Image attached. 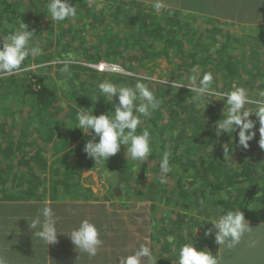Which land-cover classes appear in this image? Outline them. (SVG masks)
<instances>
[{
	"label": "rangeland",
	"instance_id": "374dc122",
	"mask_svg": "<svg viewBox=\"0 0 264 264\" xmlns=\"http://www.w3.org/2000/svg\"><path fill=\"white\" fill-rule=\"evenodd\" d=\"M13 1L23 12L17 24L23 22L30 31L34 30L33 42L39 44L41 52L29 56L17 73L0 76V85H5L10 92L8 97L6 93L1 95L0 86V128L6 130H0V145L4 148L12 141L16 150L14 153L0 152V199H18L25 195L28 200L82 199L75 197L80 196L77 190L81 187V195L86 194L87 198H92L90 200L119 197L125 201L131 197L137 203H144L143 208L149 212L152 219L149 230L157 236L156 243L153 241L155 245L160 243L158 248L163 254L161 264H177L179 247L189 241L196 243L199 250L214 249L211 244L215 242L211 238L214 234L205 236V233L212 227V220L226 211L218 213L221 206L216 202L206 206L218 192L204 190L203 195L201 192L190 196L195 184L188 179L185 185H189V196L183 199L178 185L179 167L174 163L179 157L186 164L192 163L193 157L202 167L216 162L217 168L220 165L225 170L224 178L253 162L259 170V181L247 184L243 189L250 187L251 196L262 197L259 204H256L257 199L254 203L256 213L264 215V149L259 145V123L255 128L256 137L249 142L250 147L247 150L241 148L237 135L227 159L222 145L229 143L232 137L224 134L217 138L213 130L222 116L223 102L217 100L219 97L208 96L206 103L209 104L204 110L194 99L195 93L186 85L180 87L188 84L190 77L199 79L210 72L217 91L227 92L235 85L246 88L250 95H258L264 90V25H261L264 21L244 25L242 21L237 22L236 14L221 20L223 18L171 10L167 6L156 13L152 4L135 0H70L77 5V15L54 22L47 16L48 0ZM142 13L159 21L158 25L165 28L162 31L164 38L152 35L150 39L155 40L150 45L137 43V49L124 44L119 61H107L104 57L111 55L104 56L107 48L98 52V46L93 44L95 40L87 39L101 31L110 32L112 28L119 37L129 38L132 29H138L136 24L132 28L131 20ZM4 17L0 19V25L13 29L15 26L3 22ZM151 18L146 22L155 24ZM84 24L86 31L82 32ZM173 39H181L182 43L177 44ZM85 41H89L91 52L79 54L80 57L78 52ZM146 51L157 54L153 62L144 58ZM98 58L100 60L96 61ZM130 60L133 66L126 65ZM65 67L67 71H64ZM39 76L45 77L57 94L56 101L44 110L35 109L30 96L26 95L30 85L38 83ZM142 78L150 80L149 88L161 100L159 108L151 117L142 119L140 127H153L156 132L152 138L158 140L159 153H170L172 170L166 178L168 182L163 184L159 182L163 175L159 167L162 154H151L142 164L128 162L126 146L122 145L120 152L97 164L83 150L90 136L75 128L77 112L93 109L96 101L95 107L101 109L98 111L102 114L114 111L111 102L99 92L100 83L110 81L119 86L127 85L132 79L146 85ZM22 94L25 95L23 99ZM95 114L100 115L97 111ZM23 178L29 182L24 184L21 194L19 186ZM235 193L236 190L230 193V189H224L220 195L232 200L229 209L241 210ZM171 197L183 206L188 198L189 205H193V201L198 204L193 208H183L180 203L177 206L165 204ZM131 204L130 208L136 206V203ZM208 211L210 215H204ZM190 214L199 217L195 219ZM169 237L173 238L172 242ZM255 252L258 254L260 250Z\"/></svg>",
	"mask_w": 264,
	"mask_h": 264
},
{
	"label": "clouds",
	"instance_id": "9594fccd",
	"mask_svg": "<svg viewBox=\"0 0 264 264\" xmlns=\"http://www.w3.org/2000/svg\"><path fill=\"white\" fill-rule=\"evenodd\" d=\"M47 16L54 22L65 21L73 18L78 13L77 5L70 0H48L46 5ZM165 5L163 0H152V8L159 13ZM34 30L30 31L28 25L19 23L15 31L0 38V76L13 75L21 70L29 56L40 54L41 48L33 42ZM64 71H67L65 67ZM187 86L190 92L195 93L194 99L198 106L205 110L208 96H216L224 104L221 118L214 124L213 130L217 138L228 134L232 137L229 143L222 145L225 157L231 153V145L237 141L238 145L247 150L249 142L256 137V124L259 123V145L264 149V90L253 96L242 86H233L227 92L217 91L213 86V76L204 73L197 79L189 78ZM99 92L111 102L114 111L94 114L93 109L79 111L76 114V127L80 128L87 140L84 152L97 164L106 162L110 157L126 146L125 156L127 161L144 163L153 151L151 133L147 128L138 131L142 119L151 117L152 113L160 106V101L153 91L144 83L137 81L134 86L121 84L117 86L110 81L99 84ZM117 98V99H114ZM204 112V111H203ZM255 116L256 119H252ZM98 137V139H97ZM170 153L164 151L161 156L159 177L160 183H167V176L172 170ZM34 236L42 241L48 248L49 245L58 243L61 233L68 236L79 253H86L89 257L97 255L103 241L98 227L89 219H83L79 225L69 233L58 230V222L53 209L47 204L42 207L38 215L28 221ZM211 228L205 236L214 234L215 243L220 248L232 249L238 245L242 237L251 232L245 214L242 210H227L218 214L210 223ZM197 231V230H196ZM173 238L169 237L172 242ZM189 241V240H187ZM78 257V259H79ZM77 259V260H78ZM157 258L146 244H141L131 254L122 256L119 264H157ZM0 264H5L0 259ZM177 264H219L217 255H213L207 248L199 250L196 243L188 242L179 247Z\"/></svg>",
	"mask_w": 264,
	"mask_h": 264
},
{
	"label": "crops",
	"instance_id": "0c3cea01",
	"mask_svg": "<svg viewBox=\"0 0 264 264\" xmlns=\"http://www.w3.org/2000/svg\"><path fill=\"white\" fill-rule=\"evenodd\" d=\"M135 1L152 4V0ZM163 3L171 10L223 18L221 20L236 14L237 22L242 21L244 25L264 21V0H163ZM131 203L136 206L130 208ZM45 204L53 209L58 230L65 233L77 227L83 219L94 222L103 241L97 255L89 257L81 253L79 257L75 246L63 233L59 235L58 243L48 248L36 238L28 221L38 215ZM143 204L131 197L125 201L119 197L100 200L0 199V259L5 264H119L120 257L131 254L143 243L153 251L157 264H161L160 243L154 244L157 236L149 230L152 219Z\"/></svg>",
	"mask_w": 264,
	"mask_h": 264
},
{
	"label": "trees",
	"instance_id": "16d2710c",
	"mask_svg": "<svg viewBox=\"0 0 264 264\" xmlns=\"http://www.w3.org/2000/svg\"><path fill=\"white\" fill-rule=\"evenodd\" d=\"M24 8L27 9L26 6H24ZM22 13L23 12H20L15 7L13 0H0V19L5 16L3 19L4 20L3 22L8 23L12 26H15L13 29H10L8 28L7 25H0V38L5 37L6 36L4 35L5 33L9 34L15 31V29L18 26L17 23ZM147 18H151V17L150 16L146 17L145 14L142 13V14H138L134 19L131 20L132 28L136 24V26H138V29L134 30L133 28L131 36L129 38L119 37L114 32L113 30L114 28H112L113 31L112 30L110 32L101 31V32L96 33V36L91 35L87 39L95 40L93 44L98 46V52L103 51L105 47L107 48V50L104 53V56H107L108 54L113 55V56L108 55L107 57H104L107 61H117V60L119 61L120 56H122L124 52V49H123L124 44H130L131 46H134L135 49H137L138 48V46L136 45L137 43L140 44L143 42H147V44L150 45V42L152 40H155V39H150L152 35L157 36V37L159 36L160 38H164L162 31L165 28L160 27V25H158L159 21L153 20L152 18L151 19L153 20V22H155V24L153 23L150 24L148 21L146 22ZM81 31L82 32L86 31V24H84L81 27ZM173 40L177 44L182 43L181 39H173ZM88 42L85 41L83 45L80 46L82 48L79 50L78 56H80L79 54H83V55L90 54L91 45ZM175 42H173V44L176 45ZM151 46L156 47V45H151ZM154 52L155 51H146L144 58H147V59L149 58L150 61L148 62H151V61L153 62L154 58L157 56V54ZM99 60L100 58L96 59V61H99ZM128 64L133 66L132 60L126 63V65ZM172 73L176 74L174 72ZM142 79L144 80V82H146V86L150 87L148 84L150 80L148 78H142ZM37 80H38V83L36 82L34 83V85H30L29 89L26 91V95L30 96V100L35 109L44 110V109H47L48 106H51L56 101L57 94H56L55 89L51 87L50 85H48L50 82H46L47 79L45 77L39 76ZM136 83L137 81H133L132 79H129L127 81L128 86H134ZM0 86L2 89L1 95L6 93L8 97L9 95L8 93L10 92L7 91V89L5 88V85H0ZM24 96L25 95L22 94V99L24 98ZM96 104H97V101H96ZM96 104H94L93 106L94 114H95V111H97L99 114H102L100 111H98L101 109H98L95 107ZM109 104L111 107H113L111 103ZM111 107H107V109H110ZM193 120L196 123L198 122V120H195L194 118ZM144 128H147L150 131L151 137L156 132L153 129V127L147 126ZM144 128L140 127L138 131H142ZM0 130L2 132H6L4 128H0ZM26 134L27 132L25 131V135ZM25 140L27 142V138ZM152 142H153V151H152L153 156L163 154L162 152L159 153V149L158 147H156V145L158 144V140H155L154 138H152ZM22 143L23 141L21 140L20 146ZM0 152L1 153L16 152L15 144L11 141V143L9 145H6L4 148L2 147V145H0ZM191 161L192 163L186 164V161L185 162L182 161L181 157L174 160V163L176 164V166L179 167L180 177L178 178V185L181 187L183 199L189 196L188 194L189 185H185V180L188 179V180H191L190 182L193 185L195 184L193 187H191V190L193 193L189 192L190 196H192L193 194L197 196V193L199 194L204 190L218 192L217 193L218 196L216 195L214 198L209 199L207 201L206 206L209 207L210 202H216L218 203V205L221 206V209L219 208L217 210L218 213H220L223 210H226V211L231 210L229 209V207L232 206L231 204L232 200H229L227 198L224 199L221 196L223 194V190L230 189V193L236 190V193L234 194V198H236V200L238 201V206H239L238 208H240L244 212L245 217L247 221L249 222V226L252 228L251 232L246 233L242 237L240 243L236 245L234 248L232 249L220 248L219 245H217L215 242H212L211 244L212 245L214 244V249H208V250H210L214 256L217 255L219 264H264V215H259V213H256V204H259V201L262 200V197L260 196L258 198H254L253 196H251L252 188L250 187L246 189L244 188L245 190L243 189L245 185L251 184V183H257L259 181V170L255 166V164L253 162H248L241 171H234L232 172V175L225 177L226 178L225 179L224 178L225 170L222 169L220 165L217 168L216 162L210 163L207 166L202 167L198 163V160L194 159L193 157ZM201 171L203 172V177H201V173H200ZM199 175L202 180L198 178ZM213 180H216V181H213ZM211 181L213 182L211 183ZM27 182H29L28 179L27 181H25V179L23 178L22 184L21 186H19L21 188L20 189L21 194L24 193V188L22 187H25L24 184ZM202 184L206 186L205 189H204L205 186H202ZM2 185L4 186L5 183ZM75 186L76 184H74V187ZM253 186H256V185H253ZM81 190H82V187L77 190L79 191L80 196H75V197L87 198L86 194L81 195V192H80ZM65 195H68V193L65 192ZM201 195H203V192L201 193ZM240 196H243L242 199H239ZM22 197L27 198L26 195L20 196V198ZM174 198L175 197H171L170 200H167L164 203L165 204L167 203L169 205L173 204L175 206H177L178 203H180V205L183 204V203L181 204V202L171 200ZM87 199H92V198H87ZM256 199H257V203L255 204L254 201ZM188 200L189 198L186 199L185 206L182 205L183 208H185L186 206H188V208L190 207L193 208V207H196V204H198V202L193 201L192 202L193 205H189ZM204 215H207V216L210 215L209 211L204 212ZM190 216L195 219L199 217V215H196V214H190ZM211 238H214V236ZM257 249L260 250L258 254L255 252ZM256 259H258V262H255Z\"/></svg>",
	"mask_w": 264,
	"mask_h": 264
}]
</instances>
